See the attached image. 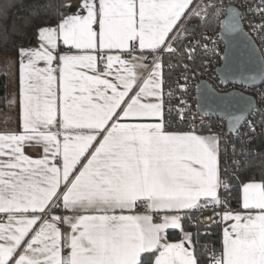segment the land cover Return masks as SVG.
<instances>
[{"label": "snow or ice", "instance_id": "obj_1", "mask_svg": "<svg viewBox=\"0 0 264 264\" xmlns=\"http://www.w3.org/2000/svg\"><path fill=\"white\" fill-rule=\"evenodd\" d=\"M35 8L47 17L33 29L35 46L13 45L8 61L19 124L0 131V264H264V176L241 182L236 208L220 196L237 178L229 168L248 164L254 121L264 127V92L258 103L202 83L196 113L187 99L204 67L197 46L208 50L217 27L226 53L243 41L239 86L264 84V0H37ZM213 117L234 140L214 130ZM221 224L219 247L201 244L202 230Z\"/></svg>", "mask_w": 264, "mask_h": 264}, {"label": "trees", "instance_id": "obj_2", "mask_svg": "<svg viewBox=\"0 0 264 264\" xmlns=\"http://www.w3.org/2000/svg\"><path fill=\"white\" fill-rule=\"evenodd\" d=\"M37 0H0V5L9 4L6 12L0 13V54H16L13 45L22 44L24 47L35 45V40L32 36V32L35 26L39 25L42 20L47 19L44 16H36L35 4ZM227 2V0H226ZM219 30V27L216 28ZM197 31H200L199 29ZM187 43V41H185ZM5 46L11 50L5 52ZM201 50L197 49L196 56L199 57ZM166 76L168 73L166 70ZM2 89L4 90L5 79L2 77ZM264 92V88H263ZM6 105L5 91L0 96V107ZM258 123L256 133L251 136V142L245 145V150L250 153L246 160L247 166L239 172L232 173L229 168V172L235 175L237 178L232 180L231 191H224L221 189L220 196L222 200H227L232 204L233 208L238 206L237 200L239 197V186L241 182H248L250 179L255 178L257 181L264 176V127L259 126V120H255ZM235 137L231 136L230 140H234ZM225 147L222 145V148ZM228 147L227 155L222 156L221 167H228L227 161L231 157V146ZM205 224V223H204ZM207 225V224H205ZM222 226L217 228L215 225L211 229H204L209 235L204 236L200 241L201 244L208 246L215 245L219 247L220 240L222 238ZM175 236V233H173Z\"/></svg>", "mask_w": 264, "mask_h": 264}, {"label": "built area", "instance_id": "obj_3", "mask_svg": "<svg viewBox=\"0 0 264 264\" xmlns=\"http://www.w3.org/2000/svg\"><path fill=\"white\" fill-rule=\"evenodd\" d=\"M227 2H228V0H227ZM236 2L239 3V0H236ZM221 19H223V17ZM243 26H244L245 30L250 34V36L256 41L258 47H261L262 45H261L260 40L257 39L255 37V35L251 32V30L248 26L247 20H245L243 22ZM198 33H199V31H197V35L195 37H193V40H196L199 38ZM209 35L211 36L212 41L214 43H209V49L208 50L203 49L202 46H197V49L201 50V54L199 57L196 56V63L198 65L204 64V67L203 68H197V74L194 77H192V79H190L188 82L190 85V95H189V97H187V99H188V103L192 107L193 113L197 112V107H198L197 106V90H198L197 86L203 80L208 81L219 92L239 90L241 92L254 95L257 102L259 103L260 97H259L258 93L263 92L264 84L253 87L251 89H248L246 87L239 86V82L230 81L228 83H222L223 80L218 76L217 69L221 66L222 61H223V56H224V52H225V43H224V40L222 38L220 28H219V30H216L214 33H209ZM213 48L215 49V51L212 50ZM195 55H196V53H195ZM178 75H179L178 72L171 73L170 79L172 82L171 86L173 88L176 87L175 82L178 80ZM166 78H167V76H166ZM179 83H183V80L182 79L179 80ZM182 98H184L182 92L180 90H177L176 91V100L173 101V104L179 106L178 101ZM212 121H213L214 125H216L214 127V130L216 132L220 133V135L224 139L230 140L231 136L227 132L226 121H220L217 117H213ZM205 122H208L207 118L205 119ZM220 123H224L225 127L224 128L219 127L218 125ZM254 123H256L258 125V123L256 121H254ZM244 131H247V129H244ZM229 206L232 207V204L230 202H229ZM208 215H211V212L205 211L203 216L201 217L203 220V223H205V224L211 223L209 220L203 218V217H206Z\"/></svg>", "mask_w": 264, "mask_h": 264}, {"label": "water", "instance_id": "obj_4", "mask_svg": "<svg viewBox=\"0 0 264 264\" xmlns=\"http://www.w3.org/2000/svg\"><path fill=\"white\" fill-rule=\"evenodd\" d=\"M220 32L222 34V38L224 40L225 43V37L222 33V30L220 29ZM244 32L248 33L245 28H244ZM249 34V33H248ZM250 35V34H249ZM253 39V38H252ZM256 42V41H255ZM242 39H238L236 41H234L233 43V47L229 50L228 53H226V51L224 52V56H223V61L221 66L217 69V74L218 76L224 80L226 77L229 78L230 81H234V82H239V78H238V73L242 70H244V66L243 65H239L237 63L234 62V58L236 56L237 51L241 48L242 46ZM256 46L258 47L257 43ZM228 47V45L225 43V49ZM259 48V47H258ZM226 56H232L233 57V62L230 63V61L228 59H226ZM202 83H206L210 88L216 90L208 81L203 80L199 83V85H201ZM2 78L0 77V96L4 94V90L2 89ZM261 85V83L259 81H257V86ZM217 91V90H216ZM232 91H237V92H241L239 90H232ZM219 92V91H217ZM230 92V91H229ZM243 94L247 95V96H254L251 94H247L242 92ZM199 90H197V98L199 97ZM255 97V96H254ZM256 99V98H255ZM198 106V105H197Z\"/></svg>", "mask_w": 264, "mask_h": 264}, {"label": "rangeland", "instance_id": "obj_5", "mask_svg": "<svg viewBox=\"0 0 264 264\" xmlns=\"http://www.w3.org/2000/svg\"><path fill=\"white\" fill-rule=\"evenodd\" d=\"M4 54H0V72L3 70L6 72L7 75V82L4 86L5 91V100L6 105L4 107H0V119H2V116H7V113L10 111V103L9 101L13 98L12 95H15L16 92V67L14 64H9L8 61H14V54H7L6 56H3ZM3 125L4 123L0 121V125Z\"/></svg>", "mask_w": 264, "mask_h": 264}, {"label": "crops", "instance_id": "obj_6", "mask_svg": "<svg viewBox=\"0 0 264 264\" xmlns=\"http://www.w3.org/2000/svg\"><path fill=\"white\" fill-rule=\"evenodd\" d=\"M35 45L33 46H26L27 47H34ZM16 55L17 54H14L13 56H15L14 58H16ZM3 56H6V55H3ZM15 60V59H14ZM41 66H43V64H41ZM0 77L4 78L5 79V83L7 82V75H6V72L3 70L2 72H0ZM6 85V84H5ZM14 97V95H12ZM13 99V98H12ZM10 111L9 113H7V116H2L0 119L1 122H3L4 124L0 125V131H5V130H16L18 129V124H19V121H18V107L16 104H10ZM28 153L30 155H33V156H37L39 155V149L38 148H29L27 149ZM222 228L224 227L223 224H221Z\"/></svg>", "mask_w": 264, "mask_h": 264}]
</instances>
